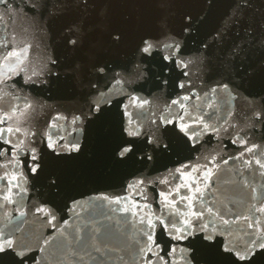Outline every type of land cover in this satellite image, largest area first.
<instances>
[{"label":"water","instance_id":"obj_1","mask_svg":"<svg viewBox=\"0 0 264 264\" xmlns=\"http://www.w3.org/2000/svg\"><path fill=\"white\" fill-rule=\"evenodd\" d=\"M93 2L95 11L104 10L111 20L112 30L121 35L119 44L103 59L110 62L114 71L127 74L133 73L139 64L146 77L113 89L105 98L110 103L106 104L99 116L75 125L71 123L72 116L87 113L95 96L94 90L88 87L71 86L65 78L64 70L48 62L50 57H58L63 61L66 56L59 36L55 35L62 27L63 20L53 21L48 32L29 28L33 19L30 16L26 18L23 13L13 16L14 25L11 27L14 31L6 30L9 26L0 22V40L29 28L23 39L18 36L11 43L18 46L26 40L33 45L23 73L13 75L6 86H0L3 87V91H0V105L9 109L12 105H23L25 101L30 103L33 111L27 127L33 131L45 129L57 113L68 116L67 121L60 120L55 128L47 131L52 134L54 141L68 146L72 143L80 145L79 152H68L61 149L59 143L56 151H53L46 146L47 141L41 142L39 137L32 138L37 141L35 145L27 143L25 151H30L34 146L41 167L35 174L29 172L31 161L25 157L23 171L27 174L29 191L22 201V208L18 209L16 204L0 208V229L10 234V238L18 237L25 243L31 249L30 256L36 257L39 264H95L88 257L81 261L73 256L65 237L71 239L70 234L77 226L99 222L108 228L111 234L109 248L115 249L106 254L104 264H142L133 241L141 239L140 230L145 226L133 223L119 211H113L123 205L117 206L102 197L108 196L111 199L124 195L128 185H135L142 180L144 183L140 185L139 191L145 197L141 200L142 206L147 205L145 213L152 220L159 216L167 221L173 218L172 213L176 209L166 206L159 193L174 191L184 182L185 177L191 182L196 173L189 175L186 165L203 171L202 166L215 157L214 165L218 167L209 165L213 171L211 182L205 180L199 183L204 199L199 200L195 206L204 204L226 212L224 205L228 204L232 211L226 212L225 218L230 223L224 225L220 219L206 216V222L216 225L215 229L210 227L206 233L193 228L179 240L170 238L167 231L160 227H156L154 232L165 252L172 247L176 248L175 255L171 257L173 264H232L233 258L223 252V244L228 239L242 242L247 239L244 232L248 231L244 220L232 223V218L249 214L248 209L252 203L264 201V169H259L255 164L247 167L244 162L245 159L264 161V74L257 73L244 80L236 78L231 92L212 93L209 90L220 77L210 78L197 66H190L191 91L199 98L185 101V112L195 117L203 116L205 122L218 129L215 133L202 132L198 142L190 140L180 131L179 123L162 125L156 132L158 143H149L143 136L130 137L124 128L131 119L135 126H143L142 130L154 131L155 126L150 121L158 118L161 111L170 118H176L180 109H169L167 105L171 99L188 94L189 91L177 87L179 82H187L189 78L184 77L175 64L163 58L167 55L166 51H156L151 57L141 58L137 53L141 39L158 36V21L167 18L172 31L180 33L182 51L186 58L195 57L201 43L210 41L209 33L227 23L225 17L234 0H212L211 5L208 0ZM15 3H19V0H15ZM261 13H264V0H252L250 14L258 17ZM189 14L194 18L201 15L206 18L199 25L198 31L185 35L182 32L184 17ZM3 15L6 22L8 14L5 12ZM104 40L107 42L109 37L105 35ZM212 51L213 57L218 54V50ZM254 60L259 63V56L254 57ZM8 67L14 65H0V74ZM49 69L59 71L61 75L49 76ZM33 72L37 76L29 80ZM112 74L109 72V78ZM100 79V87L103 89L108 81ZM164 80L168 81L167 85L162 83ZM205 92L208 94L205 95ZM128 96H138L149 103L143 109L136 103L131 104L126 115L123 106L129 103ZM255 113L262 115L257 119ZM185 123H191L187 116ZM189 131L201 132V129L193 127ZM238 135L248 141L245 147H254L256 151L246 154L244 159H229L239 156L244 150L238 143H232ZM127 141L132 142L133 151L126 158L120 159L115 153L118 146ZM149 156L151 159H148ZM222 159H229V162L223 164ZM53 179L55 185L50 183ZM161 180H167L168 183H160ZM184 192L186 195L192 194L186 190ZM73 201L78 202L74 211L71 210ZM131 203L130 200L129 205ZM40 204L58 209V221L66 220L68 224L57 231L40 214L29 212L30 208L34 210ZM21 210L26 215L21 216ZM181 210H184L183 206ZM206 235H214V239H205ZM45 240L49 241L47 246H43ZM17 259L10 250L0 253V264H16ZM28 264H32V261L29 260ZM249 264H264V252L257 250Z\"/></svg>","mask_w":264,"mask_h":264},{"label":"snow or ice","instance_id":"obj_2","mask_svg":"<svg viewBox=\"0 0 264 264\" xmlns=\"http://www.w3.org/2000/svg\"><path fill=\"white\" fill-rule=\"evenodd\" d=\"M208 3L211 5L212 0H208ZM251 7L252 0H234L230 12L225 17L227 23L221 24L220 27L209 33L210 41L201 43L195 57L186 58V54L182 51L183 41L179 38L180 33L172 31L167 18L158 21L159 35L143 37L137 46V53L143 58L151 57L156 51H166L167 55L163 58L175 64L181 69L182 75L189 78L187 82H179L177 87L180 89L187 88L189 91L188 94L171 99L167 105L169 109L172 107L180 109L176 118H170L161 111L158 118L150 121V124L155 126L154 131L151 129L142 130L143 126L137 127L129 119L124 128V132L128 136H143L149 143H158L156 132L160 130V127L176 123H179L180 131L195 142H198V137L202 132L211 131L215 133L218 131L217 128L205 122L203 116L195 117L191 113L185 112L187 107L185 101L199 98L196 93L191 91L193 85L188 69L195 65L200 71L208 74L210 78L213 76L220 77L215 86L209 90L212 93L231 92L236 78L244 80L257 73L264 74V13L258 17L250 14ZM5 12L9 17L6 22H4L3 15ZM20 13H23L26 18L32 17L33 24L29 28L44 32L49 31L53 21L63 20L62 27L55 35L59 36L66 50V56L63 61H60L58 57H50L48 62L53 66L59 65V68L64 70L65 78L71 86L88 87L94 90L95 96L88 106L87 113L81 112L79 115L72 116V124L83 123L85 120L99 116L106 104L110 103L105 98L113 92V89L125 84L130 85L135 80H142L146 77L144 69L139 64L136 65L133 73L127 74V72L114 71L110 62L103 59L112 52L114 46L119 44L121 35L112 30L111 20L104 10L95 11L93 0H19V3H15V0H0V22L9 26L6 30L14 31L11 27L14 25L13 16ZM205 18L204 15L198 18H194L190 14L185 15L183 34L188 35L198 31L199 25L204 22ZM29 28L24 29L22 33H15L5 40H0V65H14V67H8L6 71L0 74V86H6L8 79L13 75L23 73L33 45L25 40L16 46L11 41L18 36L23 39L28 34ZM105 35L109 37L107 42L104 40ZM213 49L218 50V54L214 57ZM257 55L259 56V63L254 60ZM109 72L113 73L110 78ZM48 75L59 77L61 72L49 69ZM35 76L37 73L33 72L28 79L32 80ZM100 78L108 81L103 89L100 87ZM162 83L167 85L168 81L164 80ZM0 91H3V87H0ZM207 94L205 92V95ZM127 99L129 103L123 106L126 115L131 104L136 103L143 109L149 103L138 96H128ZM32 111L33 106L27 101L23 105H12L9 109L0 105V208L8 204H16L18 209L23 207L22 201L29 191L27 174L23 171L26 163L25 157L30 158L31 161L28 165L29 172L35 174L41 167L40 157L36 154L35 147L33 146L30 151H25L27 143L35 145L37 141L32 138L39 137L41 142L47 141L46 146L48 148L56 151L59 142L53 140L52 134L47 129L55 128L56 123L60 120L67 121L69 119L68 116L57 113L51 118V122L46 125L45 129L38 128L33 131L27 127ZM261 115V113H255L257 119ZM186 116L191 123H185ZM193 127H199L201 132L190 133L189 129ZM232 143H238L244 150L239 156L229 157V159H244L246 154H252L256 151L254 147H245L248 141L240 138L239 135ZM131 144V141H127L119 145L115 153L116 156L120 159L126 158L133 151ZM59 147L68 152L80 151L79 143H72L70 146L59 143ZM148 159L151 157L149 156ZM229 159H222V163L227 164ZM214 161L215 157L203 165V171L186 165L185 168L189 169V175L193 172L196 173L191 182L185 177L184 182L174 191L159 193L166 206L176 209L172 213L173 218L167 221L159 216L152 220L145 213L147 205H141V200L145 197L139 191L140 185L144 183L142 180L135 185H128L124 190V195H118L111 199L108 196L102 197V199L110 200V203L117 206L123 205L113 209V211H119L127 215L133 223L145 226L140 230L141 239L133 241L142 264H173L171 257L175 255L177 250L172 247L165 252L162 245L156 240L154 232L156 227L166 230L170 238L179 240L183 239L193 228L206 233L210 227L215 229L216 225L211 224L210 221L206 222V216L218 218L224 225L230 223V220L225 218L226 212L232 211L228 204L224 205L226 212L220 209L214 210L212 206H205L204 204H201L200 207L195 206L199 200L204 199L199 183H203L205 180L211 182L213 171L209 165H214ZM244 162L247 167L255 164L259 169H264V161L260 159H245ZM214 166L218 167V165ZM177 172L180 173V170L177 169ZM180 174L183 175V173ZM50 183L55 185L56 181L53 179ZM160 183H168V181L161 180ZM207 186L206 184L205 187L207 188ZM193 189L194 191H192ZM184 190L192 192V194L186 195ZM130 200L132 203L129 205ZM77 204L78 202L73 201L71 210L74 211ZM181 206H183V211ZM29 212L33 215L40 214L45 222L57 231L68 224L66 220L58 221V209L50 205L40 204L35 206L34 210L30 208ZM248 212L249 214L237 215L231 220L232 223H237L241 219L246 222L248 231L244 232V236L247 239L240 243L228 239L223 244V252L233 258L232 264H249L257 250L264 252V201L252 203ZM20 215L24 216L26 213L21 210ZM70 235L71 239L65 237L67 245L72 249V255L81 261L88 257L95 264H104L106 254L115 251V249L109 248L111 234L108 228L99 222L85 223L83 227L77 226ZM205 239L213 240L214 235H206ZM48 243L49 241L45 240L43 246H47ZM9 250L18 258L16 264H28L29 260L32 261V264H39L36 257L30 256L31 249L25 243L18 237L10 238V234L0 229V253Z\"/></svg>","mask_w":264,"mask_h":264}]
</instances>
